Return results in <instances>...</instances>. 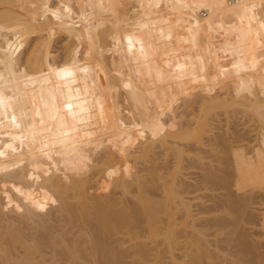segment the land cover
<instances>
[{"label": "bare ground", "instance_id": "bare-ground-1", "mask_svg": "<svg viewBox=\"0 0 264 264\" xmlns=\"http://www.w3.org/2000/svg\"><path fill=\"white\" fill-rule=\"evenodd\" d=\"M137 44L153 47L160 54L158 64L152 67L157 75L189 72L191 76L204 75L212 86L219 76L255 74L264 70L258 65L264 61V0L233 4L228 0H0L2 179L19 173L32 184L39 176L43 187L53 189L66 223L59 237L63 240L71 233V245L66 244L68 250L62 253L72 255L68 258L82 256L80 259L86 260V255L91 264H249L239 257L230 259V247L221 246L218 237L225 224L231 223L229 217L223 218L224 213L227 217L246 201L252 202L251 197L243 199L241 191L254 176L243 164L235 165L243 161L241 152L235 157L229 151L231 140L240 135L209 138L213 127L206 113L242 108L264 128V92L247 99L242 94L254 90V83L245 81L230 90L225 86L222 92H211L208 87L195 89L188 82L186 97H199L197 115L181 121L174 114L163 120L140 77L128 67L113 66L111 57L117 50ZM181 47L187 56L174 64L171 58ZM228 55H244L247 60L234 63L225 59ZM215 56L225 59L226 67L219 70ZM121 57L116 59L128 60L126 55ZM96 84L97 88L113 89L114 103L118 102L116 95L125 96L132 122L146 134L137 136L134 149L121 153L119 163L111 143L125 128L116 120L117 131L106 132L100 128L101 121L91 118L100 114L98 96L92 91ZM177 90L181 95L180 86ZM60 117L68 118L67 128L60 129ZM205 141L212 151L220 146V162L236 169L230 177L223 176V170H211L200 184L189 183L180 175L179 163L184 156L198 155ZM84 143L92 144L94 150L85 154L82 149L85 165L79 168L69 154L72 147H66ZM155 147L163 151L167 162L172 160L170 167L160 165L154 157L148 159ZM138 159L149 160L144 176L131 166ZM101 179H116L121 193L135 198L121 207L104 204L94 190ZM214 180L229 192L233 187L237 195L234 190L223 197L208 194L203 199L204 191L215 189ZM260 191L264 193V185ZM11 202L15 211L25 210L16 197ZM261 204L264 210V200ZM242 210L245 208L239 212ZM30 215L27 210V218ZM0 216L5 221L0 238H14L21 246L25 235L51 242L47 237L53 234L52 227L24 235L4 213ZM262 218L264 235V212ZM248 224L255 228L254 223ZM239 238L238 255L259 254L253 238L243 232ZM11 241V246L0 241V264L20 263ZM58 259L50 261L60 264ZM25 260L21 262L37 264L32 255Z\"/></svg>", "mask_w": 264, "mask_h": 264}, {"label": "rangeland", "instance_id": "rangeland-1", "mask_svg": "<svg viewBox=\"0 0 264 264\" xmlns=\"http://www.w3.org/2000/svg\"><path fill=\"white\" fill-rule=\"evenodd\" d=\"M219 41L220 40L218 39V42ZM209 43L210 47L214 45L213 40H210ZM221 47L223 46L220 42L219 48ZM183 48L184 47L176 49L173 54L171 61H173L174 64H180L187 56L185 54L186 51H184ZM134 53H136V55ZM123 55L128 56V60L125 59L124 62H120L118 59L122 58L121 56ZM60 56L61 55L59 54V58ZM111 58H113V66H116L117 68L120 66L123 69L128 67L131 69V72L140 77L147 93L150 94L151 98L153 97V99H155V107L159 110V112H161L159 117L163 120L172 118L174 114H178L177 118H180L181 121L187 120L191 115H197L199 97L197 95L190 99L186 97L185 92L188 82H191L195 89L201 90L208 87L210 90L213 89L211 92H222L225 86L229 87L228 90H230L245 81L249 82V84L254 83V90H247V92L242 94L247 99H252L255 94H257V96H261L264 92V70L260 69L257 73L245 75V77H237L232 73L225 75L224 77L219 76L216 82L212 81L211 86V82L207 81V78L204 79V75L195 74L194 76H191L189 72H182L180 74H171L169 72L162 75L155 74L152 67L158 64L161 57L157 50H154L153 47L150 46H141L140 44H137L132 45L130 49L123 50L120 48ZM227 58L231 59L230 61L234 63H236V61L241 62V60H247L244 55H228L225 59ZM218 59L219 60L214 59V61L220 64L219 70H221V66L223 65L226 67L227 64L222 62V60L225 59ZM118 63L122 64L119 65ZM258 65L264 66V61L260 62ZM146 67H149L150 70ZM82 77H85V75H82ZM239 79L240 81H238ZM178 86H180L181 95L178 94ZM97 87L98 84L93 87L92 91L93 94L98 96V109L100 114L92 115L91 118L101 121L100 128H103V131L106 132H116L118 126L120 128H125L124 134L115 136L116 138L110 137L115 138V141L111 144H115L112 147L113 154L117 157L119 163L121 160V153L126 150L128 151L134 149L137 136H145L146 134H144V129L141 128V126L132 122L125 96L116 95L118 102L114 103L115 93H113L114 91L112 88H109V86L101 88ZM233 92L234 91L232 90L231 93ZM165 103H169V106H164ZM200 114L203 115L204 113L200 112ZM116 115L120 116V118L116 119ZM206 116L212 119L211 126L213 128L209 138L215 135L218 137L221 135L232 136L233 133L240 135L239 137L237 136L231 140L233 148L229 151L231 155L235 157L238 156L237 152L240 151L243 161H241L242 163L239 162L235 165L243 164L244 170L254 176L253 181L249 184H245L241 191L243 199L249 197L252 198L251 203L247 204L246 201V204L244 203L245 206L243 204L239 206H244L243 208H245V210L239 212L243 208L237 207V209H239L236 212L234 209V213L237 216H234V213H227L226 217L224 213L225 211L219 214L222 216L224 213L225 217H222L226 218V220L229 217L228 219L230 221H228V224L230 222L232 224L230 223L231 225L229 224V226L225 224L226 227L218 239L221 238L222 241L224 240L223 243L221 241V246L223 245L224 247L226 245V248L227 246L228 248L230 247L228 249V252L232 254V256H229L230 259L239 257L243 260L249 261V264H264V235L262 234V226L260 225L263 220L262 217L264 212L261 208V202L264 200V193L260 191L262 190V185H264V128L255 120L256 117L254 115L242 108L229 109L227 111L222 108L210 110L206 113ZM116 120L120 122L118 126L113 124ZM57 122L60 129L67 128L69 126L67 117H60ZM63 140H66V138ZM73 140L74 142L77 141L76 138H73ZM207 142L208 141H205V145H202L203 148L199 149L198 155L184 156L182 161L179 163L180 175L184 177L186 181H189V183L197 185L200 184L203 176L209 174L211 170H223V176H225V174H230L227 177L234 174L236 168L233 166L225 167V165L220 162L221 160L217 156L220 146L216 148L215 152L209 148ZM69 146L72 147V150H69ZM191 146L193 147V145ZM66 148L71 151L69 154L71 157L74 156V162L77 166H79V168H82L85 165V161L83 159L85 156L81 153L82 149L85 154L94 150V147L90 143L74 146L69 144ZM199 156H202V158H199ZM153 157L156 158V161L160 165L170 167L173 164L172 160L168 162L166 161L163 151L158 147L152 149L148 159ZM148 159H138L136 162L131 164L137 175L144 176L147 174V166L149 165ZM118 163L115 162L114 166L118 167ZM67 165L69 164L67 163ZM165 166L162 167V171L165 170ZM2 174L3 173L0 170V199L3 201L4 206L3 208H0V214L4 213L5 217H8V220L16 223L17 226L21 228L24 235L25 233H40L41 230L48 227H52L54 230L53 234L47 237L51 238V242L54 244L49 242L50 240L47 242L41 239L40 236L32 239L25 235L22 239L24 241L23 246L14 242V238L13 240L9 238H0V241L2 240L4 242H8L10 246L13 244L10 243L11 240V242L15 243L16 248L13 253L18 255L20 263H23L21 261L27 259L29 255L34 257L37 264H52L51 261L55 260L56 262L57 258L61 260L59 261L60 264L90 263V261L87 263L88 256L86 255V260L80 259L82 256H78L79 258L76 257L78 260L76 258L75 260L73 258H68L72 255L68 256V254H65L66 257L65 255L63 256V251L68 250L65 248V245H71V233L66 234L63 240L59 237L63 231L62 227L66 223L65 219L62 218V211L59 208V203L53 189L43 187L40 183L39 176H35V184H31L26 183L19 173L8 175L5 179H2ZM213 183L215 185L212 188L215 187V189L204 191L203 199L208 194H216L218 196L222 195L223 197V194L231 192H229L225 186L220 185L218 180H214ZM98 188L95 187L94 190L97 194L101 195V200H103L104 204L114 203L116 207H121L122 205H125V203L129 204L135 198L134 195L121 193V189L117 185L116 179H112L110 181L109 179H101L98 183ZM231 189V193H233L235 189L233 187L230 188V190ZM201 192L202 191H200V193ZM236 192L237 191L235 190V195H237ZM239 193L240 192H238V194ZM13 197L19 199L22 203V208L25 209L24 211H15L16 207L11 202ZM9 206H12V210H9ZM27 210L31 213L29 218H27ZM238 213L240 215L239 217ZM246 214L248 218H246ZM248 219L249 221H247ZM234 221H236V223ZM248 222L250 224L254 223L255 228H252V226L250 227ZM234 223L236 224L235 227ZM4 224L5 221L0 216V230L3 229ZM237 224L239 226H237ZM242 232L246 233L248 238L254 239L255 245L259 250V254H237V252H240L241 250L239 233ZM119 236L122 237V234H119ZM154 244L155 243L153 242V245ZM63 247L65 250H62ZM52 262L55 263L54 261ZM11 263L13 262L11 261Z\"/></svg>", "mask_w": 264, "mask_h": 264}, {"label": "built area", "instance_id": "built-area-1", "mask_svg": "<svg viewBox=\"0 0 264 264\" xmlns=\"http://www.w3.org/2000/svg\"><path fill=\"white\" fill-rule=\"evenodd\" d=\"M241 1H243V0H228V2L231 4L241 2Z\"/></svg>", "mask_w": 264, "mask_h": 264}]
</instances>
